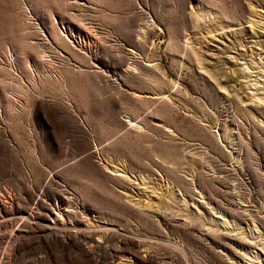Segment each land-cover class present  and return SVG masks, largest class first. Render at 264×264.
Instances as JSON below:
<instances>
[{"label":"rangeland","instance_id":"374dc122","mask_svg":"<svg viewBox=\"0 0 264 264\" xmlns=\"http://www.w3.org/2000/svg\"><path fill=\"white\" fill-rule=\"evenodd\" d=\"M0 264H264V0H0Z\"/></svg>","mask_w":264,"mask_h":264}]
</instances>
